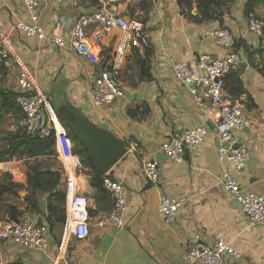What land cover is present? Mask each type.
Returning <instances> with one entry per match:
<instances>
[{
    "label": "crops",
    "instance_id": "0c3cea01",
    "mask_svg": "<svg viewBox=\"0 0 264 264\" xmlns=\"http://www.w3.org/2000/svg\"><path fill=\"white\" fill-rule=\"evenodd\" d=\"M112 1L119 4L124 15L146 18L143 24L152 50L150 77L141 78L132 48L123 70L128 68L134 73V82L123 84L122 88L135 98L126 96L113 104L96 107L88 92L97 72L114 54L119 31L106 35L100 43L88 39L95 60L78 55L71 48H59L51 37L58 34L69 41L77 19L96 10L100 0H44L37 9L40 25L46 32L44 39L28 37L16 27L19 21L32 22L21 0H0V49L10 53L4 87L17 90L20 73L28 70L39 89L51 98L53 107L57 100L65 98L97 126L129 143H140L138 150L128 151L106 174L122 182L128 190L123 228L102 225L113 201L106 189L107 198L96 195L89 168H76L78 191L90 199L88 237L79 240L68 234L65 222H58L55 216H51L50 222L47 219L50 193L37 192L41 213L28 210L18 220L48 223V247L36 252L5 245L0 250L1 263L18 260L24 264H187L185 253L197 233L201 232L210 242L220 232L242 254L244 264H264V224L247 228L246 216L235 195L222 184V172L227 164L218 158L216 106H199L189 87L173 71L175 62L190 60L198 53L222 57L229 49L215 44L206 32L221 26L230 30L235 49L241 54L235 75L241 82L242 93L230 94L232 76L227 78V92L243 103L250 122L246 129L235 131L238 142L250 152L246 173L235 175L241 189L264 196V50L258 37L247 28L244 11L247 0H234L232 4L217 7L215 12L219 17L207 20L195 19L196 8L188 10L179 6L177 0H146L143 7L142 0ZM166 5L170 12L168 26L161 22ZM255 14L264 20V7L256 9ZM144 49L139 47L138 52L143 55ZM248 64L250 69H246ZM202 125L208 127L207 136L198 149H186L182 163L160 151V144L168 137ZM147 159L159 163L157 184L150 182L143 172ZM51 170L62 173V178L65 175L63 164ZM58 189L64 190L63 181ZM163 194L187 201L170 222L159 213Z\"/></svg>",
    "mask_w": 264,
    "mask_h": 264
},
{
    "label": "built area",
    "instance_id": "2783aa9c",
    "mask_svg": "<svg viewBox=\"0 0 264 264\" xmlns=\"http://www.w3.org/2000/svg\"><path fill=\"white\" fill-rule=\"evenodd\" d=\"M44 0H21L24 8L30 13L32 22L19 21L16 27L26 36L46 37L44 28L40 25L37 9ZM153 1V0H152ZM247 28L259 39V46L264 50V20L250 14ZM119 31V43L114 54L109 57L94 77L89 89L88 97L96 107L113 104L117 99L126 97L122 85L118 82L120 72L126 62L128 52L132 48L150 46L143 22L136 17H128L120 11L118 3L112 0H100L99 7L93 12L81 15L71 31L69 41L61 35L51 37L59 48H71L78 55L95 60L96 56L88 39L100 43L103 38ZM214 39L215 44L229 49L222 57L207 53H198L187 61L173 64L175 77L189 87L190 94L199 106H216V128L218 132V158L227 164L222 172L224 188L235 195L236 201L246 216V227L255 228L264 224V196L241 189L236 179V173L245 174L250 152L245 145L238 142L235 131L249 127L245 108L240 100L232 98L226 90V78L239 70L241 64L240 51L235 49V40L227 27H218L206 32ZM8 50L0 49V59L8 61ZM251 66L246 65V69ZM17 91L21 92L18 103L24 118L20 120L31 134L42 137L53 135L58 155L69 156L72 168H65L63 177L65 198V226L67 233L77 239H86L89 235L90 199L78 191L74 170L83 169L80 158L73 153V142L62 126L52 105L51 98L42 92L35 77L28 70H23L17 81ZM208 134L205 125L188 128L177 135L168 137L160 144V151L177 163H182L186 149L196 150ZM128 151L140 148L138 141L131 142ZM146 178L157 184L159 181V163L155 159H147L143 163ZM103 186L112 199V207L103 226L113 225L123 228V213L128 204V190L126 186L109 175L104 176ZM185 198L163 194L159 199V213L167 221L175 220L180 208L186 204ZM0 242L10 243L22 250L44 251L50 242V227L48 223L8 220L0 227ZM187 264H244L242 254L233 245L226 242L222 233H216L210 242L199 232L185 253Z\"/></svg>",
    "mask_w": 264,
    "mask_h": 264
},
{
    "label": "trees",
    "instance_id": "16d2710c",
    "mask_svg": "<svg viewBox=\"0 0 264 264\" xmlns=\"http://www.w3.org/2000/svg\"><path fill=\"white\" fill-rule=\"evenodd\" d=\"M146 0H142V7L146 5ZM177 3L181 7H186L188 10L196 8L197 15L194 17L197 20H207L215 17H219L216 14V8L221 6H227L229 3H234V0H177ZM264 7V0H247L245 4V14L248 17L250 14L256 16V9ZM135 61L139 67V73L141 78H149L150 67V55L152 50L150 46L145 47L143 55L138 52V48H134ZM236 73V72H235ZM235 73L230 74L233 79V87L229 89L232 96L242 93L241 82ZM8 76V67L6 61L0 59V122L10 112L11 106H17L14 109V117L17 121L16 129L13 132L7 133L3 140L5 144L0 147V162L9 161L13 158H25L28 163L26 164V187L30 188L34 193L37 192H49L48 201V217L51 222V216H55L58 222H65V190L58 189L62 184V173L57 170H51L48 168L41 169L39 165L31 166L29 161L38 159L40 156H51L54 154L55 139L53 135L42 137L39 134L29 133L23 126L20 125V120L24 118L23 111L18 103V98L21 96V92L17 90H11L1 86V83ZM228 76V77H229ZM227 77V78H228ZM226 78V90L228 89ZM61 120V119H60ZM62 124L67 130V135L73 142V153L77 155L82 164L92 171V177L90 183L97 191V196H106V190L103 186L104 176L106 174L101 173L92 161L86 147L77 139L66 124L61 120ZM4 193L14 194L11 187L1 186L0 196ZM26 209L16 214L18 220L24 212L31 210L37 214L41 213L40 205L37 197L27 196L25 198ZM91 214V211H90ZM6 264H24L21 261L14 260Z\"/></svg>",
    "mask_w": 264,
    "mask_h": 264
},
{
    "label": "rangeland",
    "instance_id": "374dc122",
    "mask_svg": "<svg viewBox=\"0 0 264 264\" xmlns=\"http://www.w3.org/2000/svg\"><path fill=\"white\" fill-rule=\"evenodd\" d=\"M121 1L123 0H118V2ZM135 17L138 19L141 18L140 16H135ZM140 20L143 22L146 21V18L143 17ZM125 69L127 70H122L118 78V82H120L122 86L123 84L130 85L134 82V73H130V69L128 68ZM6 83L7 82H5L4 85L7 86ZM4 85L3 83H1L2 87H4ZM10 109H11L10 112L0 122V147H2L5 144L3 137H5L7 133L13 132L16 129L17 121L15 120L14 117V109H17V106L16 105L11 106ZM62 126L65 128L63 124ZM27 163L28 161H26L25 158H18V157L13 158L9 161L0 162V187L9 186L11 187L12 192L14 193V194L4 193L3 195L0 196V227L4 221L17 220L16 214L21 211H24L27 207L25 201V198L27 196L37 197V193H34L33 195L31 189L26 187ZM29 163H31V166L39 165L41 169H45V168L52 169L56 167L61 168L62 164L64 165L65 168H72L73 165L72 164L73 161L69 156H66L64 154L63 155L60 154V156L58 155L56 144L54 146L53 155L40 156L38 159H33L29 161ZM5 245L7 246L11 244L0 242L1 251L4 250ZM1 264H5V263H1Z\"/></svg>",
    "mask_w": 264,
    "mask_h": 264
},
{
    "label": "water",
    "instance_id": "95a60500",
    "mask_svg": "<svg viewBox=\"0 0 264 264\" xmlns=\"http://www.w3.org/2000/svg\"><path fill=\"white\" fill-rule=\"evenodd\" d=\"M164 10L161 22L168 26L170 12L167 5ZM123 91L130 99L135 98L128 90L123 89ZM54 110L73 135L86 147L96 168L101 173L107 174L128 153L131 146L126 139L97 126L81 109L73 106L67 99L57 100Z\"/></svg>",
    "mask_w": 264,
    "mask_h": 264
}]
</instances>
